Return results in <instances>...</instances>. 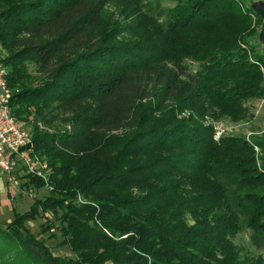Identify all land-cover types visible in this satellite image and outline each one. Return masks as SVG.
<instances>
[{
    "label": "trees",
    "instance_id": "1",
    "mask_svg": "<svg viewBox=\"0 0 264 264\" xmlns=\"http://www.w3.org/2000/svg\"><path fill=\"white\" fill-rule=\"evenodd\" d=\"M176 1L164 22L145 14L162 39L122 45L110 37L125 29L104 27L101 0H0L11 115L45 123L56 105L69 125L51 133L34 125L33 154L48 178H18L47 195L0 228L23 251L0 264H264L226 239L245 228L264 248V136L253 139L257 154L244 137L216 139L204 121L211 104L214 119L246 118L243 102L264 96V56L241 47L260 18L242 0ZM4 28L18 34L7 39ZM185 59L198 64L195 74ZM187 108L194 116L177 119ZM158 111L165 117L148 121ZM46 211L75 260L53 257L28 232Z\"/></svg>",
    "mask_w": 264,
    "mask_h": 264
},
{
    "label": "rangeland",
    "instance_id": "2",
    "mask_svg": "<svg viewBox=\"0 0 264 264\" xmlns=\"http://www.w3.org/2000/svg\"><path fill=\"white\" fill-rule=\"evenodd\" d=\"M103 10L105 14V25L108 27L119 26L124 28L121 31L119 28L118 32L110 37L111 41L118 44L134 45L142 44L150 45L154 42L162 39L163 34L155 29V25L151 22L150 18L146 15L157 19L158 21L164 22L168 16V11L172 9L177 3L176 0H145L143 9L139 10L137 0H101ZM244 5L250 6L255 12H257L260 20L257 18H251V34L246 43L241 44V47L247 51V55L253 58L256 53L264 56V0H242ZM146 14V15H145ZM219 18V17H218ZM217 19V18H216ZM4 27V25H3ZM10 35L7 39L11 38L18 33L12 31V29L4 28ZM209 32L205 35L207 36ZM220 38V34H211L210 37ZM5 40V39H4ZM4 44L0 42V55H6L7 49H9L8 42L4 41ZM166 48V44H163ZM169 64V63H168ZM183 66L186 69V73L193 75L198 69V64L191 59L183 60ZM260 71L264 75V68L260 66ZM30 73L33 74L32 68L30 67ZM185 81V78H180V83ZM36 84H33V86ZM12 93V90H10ZM171 102H166V106ZM200 104V103H199ZM50 111L47 122L40 120L28 119L26 122H18L19 126H22L25 130L34 134V125L38 127V131L43 133H51L54 130H69V125L64 121L65 118L62 116L56 105H51L48 108ZM172 106L166 108L165 115L173 110ZM210 112L206 113L204 118L205 124L211 125L214 132L221 131L220 137L223 136H237L244 137L251 145L254 143V138L264 136V96L258 99H249L243 102V109L246 112V118H241L237 121L232 120L229 116L220 115L214 119L210 116L213 112L219 111L215 106H209ZM191 109H185L183 112L176 116L177 119L188 118L194 116ZM150 122H157L161 120L163 115L158 111L156 113L145 115ZM216 129V130H215ZM94 144V138L88 140V145ZM87 145V146H88ZM254 146V151L259 154V148ZM153 155V152L151 153ZM158 156V155H156ZM180 175V174H178ZM20 176V175H19ZM176 178H182L181 176H174ZM9 175L0 171V228H5L4 223L8 222L13 217V212L23 213L29 209L35 199H41L47 195L45 188L34 189L28 187L26 184V178H17L16 181L9 182ZM137 191L133 190L131 195H137ZM80 203L86 204L80 197L78 198ZM60 215V214H59ZM185 222L192 226L195 223V218L189 213L185 216ZM46 222L47 225L44 224ZM43 227L40 228V225ZM28 232L32 234L37 240L43 241L44 245L49 249V252L53 257L63 259L76 258V252L71 249L67 244L61 245L63 237L61 236L59 229L60 224L58 216L53 215L52 212L46 211L39 215L34 221H29L25 224ZM46 227V228H45ZM49 227V228H48ZM117 238L116 240H120ZM227 242L235 247L239 251L240 257L249 256L250 258L264 257V248L256 247L250 240V231L243 228L239 233L233 236H228ZM0 253L2 257L0 259L7 261L15 255V253H23L19 251L18 247L15 246L11 240L5 239L0 234ZM21 262L20 260H16ZM19 264V263H16Z\"/></svg>",
    "mask_w": 264,
    "mask_h": 264
},
{
    "label": "built area",
    "instance_id": "3",
    "mask_svg": "<svg viewBox=\"0 0 264 264\" xmlns=\"http://www.w3.org/2000/svg\"><path fill=\"white\" fill-rule=\"evenodd\" d=\"M6 76L7 69L0 62V171L9 175V182L28 173L46 183V162L33 154L31 133L20 127L11 115V91L7 86ZM220 134V130L215 131L216 139L220 138Z\"/></svg>",
    "mask_w": 264,
    "mask_h": 264
}]
</instances>
